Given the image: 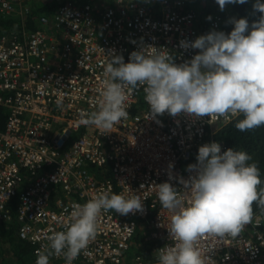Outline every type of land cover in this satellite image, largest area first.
Masks as SVG:
<instances>
[{"label":"built area","instance_id":"obj_1","mask_svg":"<svg viewBox=\"0 0 264 264\" xmlns=\"http://www.w3.org/2000/svg\"><path fill=\"white\" fill-rule=\"evenodd\" d=\"M21 3L0 0V13L26 18L29 8ZM185 3L68 1L41 16L37 29L29 30L24 20L20 32H0V106L6 109L0 219L11 221L16 212L20 236L34 245L35 264L38 253L50 251L49 237L66 230L74 206L106 191L139 196L144 211H102L95 238L72 264H157L155 251L174 244L167 227L172 212L160 204L157 185L169 180L170 162L175 176L187 178L200 145L216 141L222 151L229 148L217 135L238 116L165 112L148 118L143 86L127 85V118L112 129L84 125L81 114L86 118L99 110L103 71L113 50L128 62L132 51L155 46L172 52L180 64L199 51L182 48L181 40L213 29L231 31L233 25L219 15L199 27L197 12L182 10ZM172 183L183 194V185ZM153 242L158 246L152 259L130 254ZM198 247L205 264H264V210L253 212L236 237L205 236ZM49 264H66L63 253H53Z\"/></svg>","mask_w":264,"mask_h":264},{"label":"clouds","instance_id":"obj_2","mask_svg":"<svg viewBox=\"0 0 264 264\" xmlns=\"http://www.w3.org/2000/svg\"><path fill=\"white\" fill-rule=\"evenodd\" d=\"M247 2L216 0L222 11L229 4ZM252 11L259 18L251 22L230 17V32L213 29L195 40H181L182 48L199 50L184 63L155 46L132 51L128 62L113 50L103 71L99 110L86 118L81 114V123L108 131L127 118V85L143 86L148 118L165 112L195 118L242 115L235 123L241 132L264 126V0H254ZM251 159L247 151H222L221 143L212 141L199 146L196 162L187 166V178L175 176L174 162L169 163V180L157 185L156 195L172 212L167 227L174 244L155 251L157 264H205L198 247L203 237H236L251 221L253 203L264 206V190H257L259 169ZM173 180L183 185V194ZM109 210L127 215L143 212L144 204L137 195L106 191L75 205L66 230L49 237L50 251L38 253L36 264H49L53 253H63L66 264H72L95 238L99 214Z\"/></svg>","mask_w":264,"mask_h":264},{"label":"trees","instance_id":"obj_3","mask_svg":"<svg viewBox=\"0 0 264 264\" xmlns=\"http://www.w3.org/2000/svg\"><path fill=\"white\" fill-rule=\"evenodd\" d=\"M19 7L22 0H10ZM68 1L85 3L95 2L96 0H26L21 4H26L29 8L26 18L22 16H5L0 13V32L12 33L20 32L25 24L29 30L37 29V23L41 16L52 14L58 6ZM173 1V0H171ZM254 0H248L244 4H229L222 11L216 0H186L183 11H194L200 19L199 27L209 24L208 17L221 16L227 25L230 17H248L249 21L259 18V13L253 14L252 5ZM238 116L232 122L227 124L217 135L218 139L224 140L228 147L237 150L247 151L251 160L249 163H255L259 169L261 184L257 186L258 192L264 190V126L241 132L235 127ZM6 120V109L0 106V128L4 127ZM264 210V206H258L253 203V212ZM14 219L5 221L0 219V264H35L34 245L28 240L22 238L19 234L20 223L14 212ZM140 241V239H139ZM158 246L153 242L151 248L145 245L143 247H133L139 254H143L146 259H152V251Z\"/></svg>","mask_w":264,"mask_h":264},{"label":"rangeland","instance_id":"obj_4","mask_svg":"<svg viewBox=\"0 0 264 264\" xmlns=\"http://www.w3.org/2000/svg\"><path fill=\"white\" fill-rule=\"evenodd\" d=\"M24 1H26V0H22V2H24ZM134 251H136V250L133 249L132 252H130V254L132 255Z\"/></svg>","mask_w":264,"mask_h":264}]
</instances>
